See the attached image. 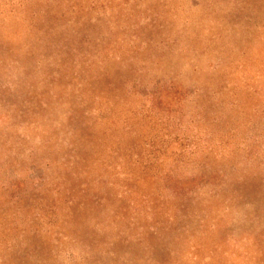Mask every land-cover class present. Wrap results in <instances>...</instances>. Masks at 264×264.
Masks as SVG:
<instances>
[{"label":"rangeland","instance_id":"1","mask_svg":"<svg viewBox=\"0 0 264 264\" xmlns=\"http://www.w3.org/2000/svg\"><path fill=\"white\" fill-rule=\"evenodd\" d=\"M0 264H264V0H0Z\"/></svg>","mask_w":264,"mask_h":264}]
</instances>
